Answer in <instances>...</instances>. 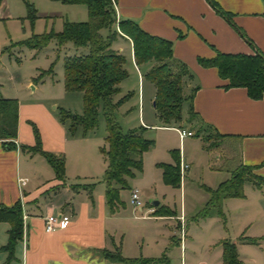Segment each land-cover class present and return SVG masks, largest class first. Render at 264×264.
Here are the masks:
<instances>
[{
	"label": "crops",
	"instance_id": "crops-1",
	"mask_svg": "<svg viewBox=\"0 0 264 264\" xmlns=\"http://www.w3.org/2000/svg\"><path fill=\"white\" fill-rule=\"evenodd\" d=\"M212 1L231 15L232 22L249 42L206 0H117L114 12L116 21L129 20L147 34L170 41L173 57L191 72L193 77L185 81L183 92L188 96L192 88L198 87L192 100L196 117L191 123L186 122L188 116L182 117L180 130L193 133L192 128L200 125L214 128L224 136L219 141L223 144L222 151L235 157L236 167H249L254 176L264 179V96L252 100L243 88L226 89L228 81L219 77L216 68L199 64L200 59L211 60L217 53L254 55L258 50L264 55V0ZM117 39L129 45L142 96L144 84H141L139 68L143 66L148 71L151 64L136 66L131 41L120 36ZM111 49L120 54L113 45ZM73 55H78L75 48L70 56ZM28 86L36 89L30 83ZM153 89L155 91L154 85ZM0 96L18 102L15 149H7L0 142V205L11 207L20 202L22 209V238L9 261L8 254L1 248L7 244L10 225L0 223V264H120L97 253L98 250L113 252L116 247L123 258L154 260L153 264H174L177 251L183 257V240L178 238L180 231L175 228L182 215L174 213L163 200H159L158 205L144 200L140 207H134L129 197L130 214L138 213L133 219L143 224L134 226V220L125 215L124 203L119 200L109 206L106 201L103 176L107 163L102 154L103 168L97 163L94 167L92 160H86L88 156L93 158V153L86 148H72V145L68 148L72 138L67 125L49 114L44 105H22L19 97H4L1 92ZM187 105L189 107L188 102ZM32 126L39 131L42 149L64 158L63 181L56 179L42 156L20 150L22 145L34 146ZM140 126L150 127L141 119ZM182 157L178 153L179 169ZM156 168L158 173L153 175L163 182L162 170ZM20 179L26 180L24 186L20 185ZM181 179L176 189H181ZM186 183L184 181V188ZM219 184L205 188L214 190ZM132 190L135 189H130V195ZM148 192L153 195L151 189ZM243 193L242 198L220 202L222 215L216 213L209 218H219L222 229L208 244L207 256L190 264H222L220 243L223 241L235 245L240 264H264V190L245 184ZM139 194L141 197V192ZM159 209L167 214H155ZM58 214L68 216L69 222L62 229L45 232L44 218ZM129 227L133 229L132 234Z\"/></svg>",
	"mask_w": 264,
	"mask_h": 264
},
{
	"label": "trees",
	"instance_id": "trees-1",
	"mask_svg": "<svg viewBox=\"0 0 264 264\" xmlns=\"http://www.w3.org/2000/svg\"><path fill=\"white\" fill-rule=\"evenodd\" d=\"M65 5H84L87 8L88 20L83 23L65 22L60 33L32 35L27 41L18 45L39 50L52 38L57 39L59 45L71 43L73 47L82 50L80 54L64 59V89L67 93L78 92L83 96V114L73 115L61 111L59 120L68 125V133L73 134L77 128L84 133L97 126L98 112L101 111L106 125L107 148L101 150L107 163L103 181L106 185L105 197L109 206L119 201V192L127 185V179L133 178L142 171V156L153 143L145 140L140 132L130 131L123 134L116 122L114 112L121 105L122 100L113 103V97L119 93V84L127 77L123 66L125 58L111 49L112 43L118 36L131 41L133 58L136 66L151 64L145 79L155 87L154 109L163 127L176 128L182 123V106L189 103L187 123L193 122L196 115L193 112L192 100L198 89L194 87L188 96H184L183 88L186 80L192 79V74L185 64L176 60L172 53L170 41L151 36L135 23L121 20L117 23L114 5L117 0H51ZM210 6L222 16L244 39V34L234 25L230 14L222 11L212 0H206ZM28 18L36 19L35 11L28 6ZM117 27V28H116ZM107 30L104 37L101 31ZM246 41H248L246 39ZM249 42V41H248ZM202 67H214L221 79L227 80L226 89L243 88L252 100H259L264 96V55L258 50L254 55L217 53L211 60L200 59ZM51 73L44 72L40 76ZM204 128V129H203ZM18 129V102L15 99H5L0 96V142L7 149H15L14 141ZM34 146L22 145L20 150L30 155L42 156L52 168L57 180H64L65 162L63 157L45 152L42 149L38 129L32 126ZM203 136L205 142L211 139L220 141L224 136L219 135L212 127L198 126L195 135ZM162 170V180L165 184L178 188L179 158L174 157V164H159ZM245 184H251L256 189L264 190V179L254 176L251 168L238 166L231 171L228 180L220 183L216 189L206 188L209 198L204 212L200 216L206 218L209 211L220 212V202L227 198H242ZM158 215H165L159 209ZM0 223H8V241L1 248L8 254V261L12 258L16 243L22 238V209L20 202L11 207L0 205ZM252 242V241H249ZM222 264H240V260L233 243L223 241ZM97 253L112 263L120 264H153L154 260L137 258L126 259L121 256L116 247L113 252L98 250Z\"/></svg>",
	"mask_w": 264,
	"mask_h": 264
},
{
	"label": "rangeland",
	"instance_id": "rangeland-1",
	"mask_svg": "<svg viewBox=\"0 0 264 264\" xmlns=\"http://www.w3.org/2000/svg\"><path fill=\"white\" fill-rule=\"evenodd\" d=\"M28 6L35 11L36 19L33 21L28 18ZM87 20L88 12L84 5H65L51 0H0L1 94L8 98L19 97L22 105L42 104L49 114L55 117H59L61 111L81 116L82 94L66 93L64 89V59L73 54V45H59L55 38L39 50L18 44L27 41L32 35L60 33L65 22L83 23ZM107 33V30L101 31L104 37ZM112 45L125 58L123 68L127 73V77L119 84V93L113 97V103L120 100L123 102L114 112L116 122L123 134L130 131L140 132L145 140L153 143L142 158L143 171L127 180L126 187L119 192V200L126 205L125 215L132 221L138 213L130 214V189L141 192V203H144V200L148 204L163 200L174 213L182 215L184 222L179 219L175 228L180 231L178 238L183 240V257L177 251L178 256L174 264L197 263V260L207 256L208 244L216 238L223 226L219 218H209L216 215L217 210L211 209L208 218L200 216L205 208V187H213L231 176V170L236 169V159L230 157V153L222 151L223 144L219 141L211 139L205 142L203 136L207 135L206 130L199 136L186 137L180 141L177 130L159 127L163 126V123L158 119L153 106L155 91L153 84L145 79L146 67L139 68L141 84H144L143 95L140 96V79L131 63L128 43L117 39ZM81 51L78 50V54ZM49 70L51 73L40 76ZM29 83L36 89L32 90L28 86ZM187 107V102H184L183 119L188 116ZM140 119L150 127L142 128ZM181 126L175 127L180 129ZM66 127L68 129V125ZM186 127L190 129L189 126ZM196 130L197 127L192 128L193 135ZM106 136L105 121L99 111L95 129L84 133L82 128H77L73 134H69L72 139L68 148L70 145L72 148H86L93 153V158L88 156L86 160H92L93 165L97 163L103 168L101 150L107 148ZM178 153L183 156L182 163L189 166L181 179V189L167 185L153 175L157 172L158 164L174 162ZM184 181L187 182L185 188ZM150 189L153 191L151 196L148 192ZM121 208L122 211L123 207ZM133 222L135 224L131 223L134 226L143 225L137 220ZM129 228L132 234L133 229ZM125 230L129 233L128 228L125 227Z\"/></svg>",
	"mask_w": 264,
	"mask_h": 264
},
{
	"label": "built area",
	"instance_id": "built-area-1",
	"mask_svg": "<svg viewBox=\"0 0 264 264\" xmlns=\"http://www.w3.org/2000/svg\"><path fill=\"white\" fill-rule=\"evenodd\" d=\"M118 21H116L117 26ZM179 138L182 140L185 137H192V132H186L184 130H177ZM188 169V165L185 163L180 162V177H183L184 172H186ZM19 183L21 186H24L26 184V180L20 179ZM130 204L134 207H140V194L138 190H132L130 195ZM153 212V211H152ZM183 220V218H180ZM69 222V217L64 214H58V215H49L44 218V224H45V232L51 233L54 231H57L59 229H62L66 224ZM182 236H183V228H182ZM182 240V238H181Z\"/></svg>",
	"mask_w": 264,
	"mask_h": 264
},
{
	"label": "water",
	"instance_id": "water-1",
	"mask_svg": "<svg viewBox=\"0 0 264 264\" xmlns=\"http://www.w3.org/2000/svg\"><path fill=\"white\" fill-rule=\"evenodd\" d=\"M153 106H154V102H153ZM154 204H155V205H158V202H155Z\"/></svg>",
	"mask_w": 264,
	"mask_h": 264
}]
</instances>
